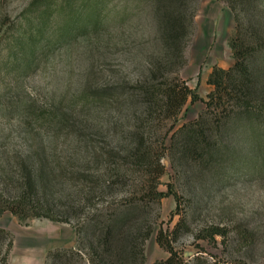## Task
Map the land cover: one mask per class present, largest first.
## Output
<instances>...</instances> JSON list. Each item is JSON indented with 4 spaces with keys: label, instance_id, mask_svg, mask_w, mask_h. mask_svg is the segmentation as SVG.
I'll use <instances>...</instances> for the list:
<instances>
[{
    "label": "rangeland",
    "instance_id": "374dc122",
    "mask_svg": "<svg viewBox=\"0 0 264 264\" xmlns=\"http://www.w3.org/2000/svg\"><path fill=\"white\" fill-rule=\"evenodd\" d=\"M32 1L0 0V192L14 191L28 151L44 147L36 159L51 173L46 196L59 218L2 212L9 235H0V258L13 239L8 264H153L170 255L162 231L180 264H264V0L233 8L230 0H52L37 61L26 67L15 39L36 30L45 8L27 13ZM98 1L93 26L86 14ZM167 6L185 25L178 45L158 32ZM71 13L78 22L64 33ZM236 32L250 50L249 111L241 101L207 105L213 67L236 61ZM170 83L198 95L176 116L154 108ZM191 122L199 134L188 141L182 128ZM137 132L165 152L159 179L125 154ZM155 180L164 191L171 182L179 203L146 196ZM124 213L121 235L135 255L99 244L103 226Z\"/></svg>",
    "mask_w": 264,
    "mask_h": 264
},
{
    "label": "trees",
    "instance_id": "16d2710c",
    "mask_svg": "<svg viewBox=\"0 0 264 264\" xmlns=\"http://www.w3.org/2000/svg\"><path fill=\"white\" fill-rule=\"evenodd\" d=\"M52 0H33L30 7L27 8L26 12L37 8L41 3H45V8L41 12V22L37 26L36 30H30L24 32L22 35L16 37L17 44L21 47L23 51L22 63L26 66H32L31 64L37 61V52L40 47L41 36H44V32L47 28V15L49 14L51 8ZM236 0H230L231 8L235 7L234 2ZM244 1V0H239ZM102 2L98 1L94 7L87 12L86 20L89 24L93 26H98L101 22V10ZM79 14V13H78ZM78 14L71 13L68 22L64 28V33L67 32L74 23L78 22ZM179 13H174V10L170 7H165L162 14H160V21L158 24V32H161L163 37L169 42H175L176 45L179 44L181 39V33L185 30V25L182 22V15ZM77 25V24H76ZM80 26V25H78ZM67 27V28H66ZM82 27H85L82 25ZM246 42L242 39L241 35L236 32V35L231 41V45L234 49V55L236 61L230 68H224L218 65L213 67L209 75V82L212 83L215 88L210 93V99L207 105L211 107L212 105L223 104L227 102H242L240 107L249 111L255 108L253 101L251 100V94L254 91L253 85V71L250 69L249 64V48L245 47ZM44 48V47H43ZM164 98L156 99L154 102L156 106L154 108L160 110L164 116H176L184 104L186 103L188 96L191 95L192 99H196L198 95L188 86L179 87L177 83L165 84V88L162 87ZM145 92L155 98L158 96L159 89H156L153 85L146 86ZM249 93V94H248ZM101 94H97L94 98H100ZM152 100V99H150ZM256 104V103H255ZM260 101L256 105H261ZM241 109V110H242ZM234 109H224L222 116L234 114ZM185 129V133L189 140H195L196 135L199 134V128H195L193 122L184 124L182 130ZM147 140L144 134L141 132L135 133V138L130 144L132 149L126 148L125 154H129L135 164L145 168V170L150 172H156V179L161 176L164 172V164L162 163V158L165 154L164 151L159 150L157 153L152 145H146ZM163 146V145H162ZM44 152V147L41 148ZM33 151L30 149L28 160L22 162L21 165V178L17 181L16 188L12 193L0 192V214L5 210L9 209L21 218L32 215H44L52 219H57L59 217L52 213L51 207H49V198L47 195L48 185L53 180L51 178V173L46 171L44 158L39 162L36 157L40 156V150ZM165 149V148H163ZM84 158L90 157V154L85 152ZM38 155V156H37ZM31 157V159H30ZM33 157V158H32ZM41 157V156H40ZM262 163L264 162V156L262 158ZM261 160V159H260ZM148 168V169H147ZM169 194H174L177 203L180 201V195L173 188L171 182L168 183V190H159L157 186V180L153 181L152 187L145 194L150 195L154 199L161 200L162 197ZM49 202V203H48ZM127 213L122 214V216L111 217V222L103 226V232L99 239V244H102L103 250L116 252L118 251L125 253L136 254L135 242L130 240L128 237H123L121 234L127 225V221L130 215ZM114 216V214H111ZM69 218H66L68 220ZM179 225V223H178ZM177 225V226H178ZM80 232V231H79ZM151 233V227L148 229L146 236ZM8 234L4 228L0 227V235ZM157 239L160 244H163L170 251V255L163 261H157L153 264H180L177 261L176 251L167 243H165L162 231L158 234ZM13 239H10L7 251L0 258V264H8L9 252L13 247ZM92 255L98 254V245L92 244ZM53 254V252H51ZM97 256V255H96ZM144 261V256L142 257Z\"/></svg>",
    "mask_w": 264,
    "mask_h": 264
}]
</instances>
